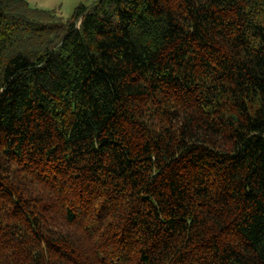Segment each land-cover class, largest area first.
I'll use <instances>...</instances> for the list:
<instances>
[{
  "label": "trees",
  "instance_id": "trees-1",
  "mask_svg": "<svg viewBox=\"0 0 264 264\" xmlns=\"http://www.w3.org/2000/svg\"><path fill=\"white\" fill-rule=\"evenodd\" d=\"M0 264H264V0H0Z\"/></svg>",
  "mask_w": 264,
  "mask_h": 264
},
{
  "label": "rangeland",
  "instance_id": "rangeland-1",
  "mask_svg": "<svg viewBox=\"0 0 264 264\" xmlns=\"http://www.w3.org/2000/svg\"><path fill=\"white\" fill-rule=\"evenodd\" d=\"M95 0H27L29 6L41 10H53L63 19L71 16L73 10L79 6H89Z\"/></svg>",
  "mask_w": 264,
  "mask_h": 264
}]
</instances>
